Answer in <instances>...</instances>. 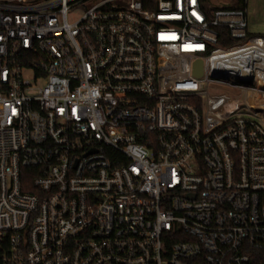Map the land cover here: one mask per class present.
<instances>
[{
    "label": "built area",
    "instance_id": "1",
    "mask_svg": "<svg viewBox=\"0 0 264 264\" xmlns=\"http://www.w3.org/2000/svg\"><path fill=\"white\" fill-rule=\"evenodd\" d=\"M247 17L0 0V264H255L264 37Z\"/></svg>",
    "mask_w": 264,
    "mask_h": 264
},
{
    "label": "rangeland",
    "instance_id": "2",
    "mask_svg": "<svg viewBox=\"0 0 264 264\" xmlns=\"http://www.w3.org/2000/svg\"><path fill=\"white\" fill-rule=\"evenodd\" d=\"M237 0H209L214 6L234 4ZM248 29L255 34L264 35V0H247ZM215 93H227L230 90L225 85L213 89Z\"/></svg>",
    "mask_w": 264,
    "mask_h": 264
},
{
    "label": "trees",
    "instance_id": "3",
    "mask_svg": "<svg viewBox=\"0 0 264 264\" xmlns=\"http://www.w3.org/2000/svg\"><path fill=\"white\" fill-rule=\"evenodd\" d=\"M203 2L205 3V5L209 8H217L220 6H214L212 5L209 0H203ZM223 7H231V8H243V9H247V0H237L236 3L234 4H224ZM218 31L220 33V40H219V44L223 45V46H230L233 43H235L236 41L230 36L228 29L221 27L218 28ZM252 36H262L264 37L263 34H255L250 32L249 33V37ZM34 169L31 168H26L24 169V173L27 175L34 174ZM254 263L255 264H264V251H255L254 255Z\"/></svg>",
    "mask_w": 264,
    "mask_h": 264
},
{
    "label": "water",
    "instance_id": "4",
    "mask_svg": "<svg viewBox=\"0 0 264 264\" xmlns=\"http://www.w3.org/2000/svg\"><path fill=\"white\" fill-rule=\"evenodd\" d=\"M195 74L201 76L203 74V61L201 59L197 60L195 63ZM252 81H249L251 83Z\"/></svg>",
    "mask_w": 264,
    "mask_h": 264
},
{
    "label": "bare ground",
    "instance_id": "5",
    "mask_svg": "<svg viewBox=\"0 0 264 264\" xmlns=\"http://www.w3.org/2000/svg\"><path fill=\"white\" fill-rule=\"evenodd\" d=\"M258 59H260V60L251 59L250 61L251 62H255V63H259L260 62L261 64L264 62L263 55L261 57H258Z\"/></svg>",
    "mask_w": 264,
    "mask_h": 264
}]
</instances>
